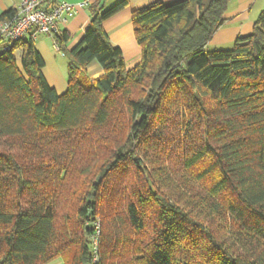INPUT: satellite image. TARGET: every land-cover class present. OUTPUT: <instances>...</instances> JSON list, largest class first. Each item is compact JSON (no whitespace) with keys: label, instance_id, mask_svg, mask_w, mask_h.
I'll list each match as a JSON object with an SVG mask.
<instances>
[{"label":"trees","instance_id":"obj_1","mask_svg":"<svg viewBox=\"0 0 264 264\" xmlns=\"http://www.w3.org/2000/svg\"><path fill=\"white\" fill-rule=\"evenodd\" d=\"M109 2L76 46L54 36L64 93L35 38L0 40V264H88L97 231L98 264H264V9L214 51L230 0L135 10L129 70Z\"/></svg>","mask_w":264,"mask_h":264},{"label":"crops","instance_id":"obj_2","mask_svg":"<svg viewBox=\"0 0 264 264\" xmlns=\"http://www.w3.org/2000/svg\"><path fill=\"white\" fill-rule=\"evenodd\" d=\"M53 1L57 3L63 1L79 6L75 17L68 23L60 26L61 30L67 31L70 34L71 40L68 43V47L72 48L82 40L85 30L89 25L91 19L89 6L98 0H48L47 7H50ZM118 1L120 0H110L109 5H113ZM157 1L171 3L177 0H129V6L127 8L111 16L104 22V27L109 35L111 43L122 49L125 63L129 70L133 69L138 63H140L142 56V49L135 38L132 12ZM20 2L21 0H0V15L9 9H17ZM253 2L254 0H230L225 15V24L215 33L213 39L207 46L208 50L230 49L234 46L237 38L251 34L254 28V23L257 19H253L250 14ZM35 39L37 49L45 59V68L47 66V58L50 56L56 59L55 62L58 57L66 58L63 53L56 48L55 40L49 35L38 34ZM56 66H58L57 62ZM59 70L62 74V68H59ZM88 72L92 79L103 74L100 65L95 62L88 67ZM56 78L57 77L54 78L56 83L54 84L46 77L48 82L58 91V82ZM48 264H64V261L61 258H58Z\"/></svg>","mask_w":264,"mask_h":264},{"label":"built area","instance_id":"obj_3","mask_svg":"<svg viewBox=\"0 0 264 264\" xmlns=\"http://www.w3.org/2000/svg\"><path fill=\"white\" fill-rule=\"evenodd\" d=\"M47 2L48 0H21L15 16L0 23V40L12 43L30 35L36 38L38 34L49 35L54 39L55 34L61 30L60 26L75 17L79 6L62 1L47 7ZM55 46L59 49L56 44ZM98 246L99 231L93 237L92 259L88 264L99 263Z\"/></svg>","mask_w":264,"mask_h":264},{"label":"rangeland","instance_id":"obj_4","mask_svg":"<svg viewBox=\"0 0 264 264\" xmlns=\"http://www.w3.org/2000/svg\"><path fill=\"white\" fill-rule=\"evenodd\" d=\"M264 9V0H254L253 5H252V9H251V16L253 19L258 18V16L260 15V13L263 11ZM56 59H54L53 57H48L47 58V66L44 70V73L46 75V77L50 80V82L55 83L54 78L57 77V82H58V91L60 93H64L66 91V84H67V60L64 57H58L57 59V63L58 66H56ZM60 62V64H59ZM59 68H62V74L59 70ZM60 82V83H59Z\"/></svg>","mask_w":264,"mask_h":264}]
</instances>
